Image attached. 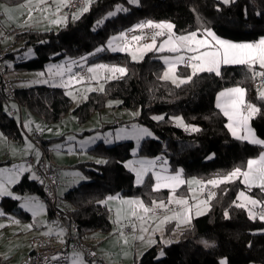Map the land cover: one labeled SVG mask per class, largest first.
Returning a JSON list of instances; mask_svg holds the SVG:
<instances>
[{
  "label": "trees",
  "instance_id": "trees-1",
  "mask_svg": "<svg viewBox=\"0 0 264 264\" xmlns=\"http://www.w3.org/2000/svg\"><path fill=\"white\" fill-rule=\"evenodd\" d=\"M25 1L0 0V3L16 6ZM117 5H123L125 10L99 25L98 22ZM81 10L83 12L76 19L71 20V15L67 17V22L57 31L11 30L14 42H20L22 49L32 46L35 55L30 59L16 60L14 52L7 48L1 60L4 72L37 71L49 61L69 57L83 58L86 63L123 65L125 74L106 81L102 91L91 92L86 101L72 110V102L62 88H13L12 96L0 92V133L3 137L22 141V124L14 117L18 111L14 109L9 114L3 109L1 100H14L19 107L20 118L21 109H28L47 122H57L71 110L78 123L86 122L94 112L103 109L107 100H116L118 107L138 110L136 120L155 135V138L142 141L138 153L163 155L170 169H180L182 177H196L206 183L236 168L242 170L248 160L264 150L262 145L233 137L227 127V118L215 105L221 90L244 88L246 102L259 109L251 118V126L256 136L264 140V99L252 90L257 77L254 73H258L260 68L253 66L250 70L248 65L222 66L219 76L214 72L190 76L187 66H179L177 73L191 79L174 85L161 78L165 66L154 58L155 54L148 53L134 62L128 60L127 54L109 53L103 48L110 33L140 28L137 26L147 21H170L178 35L211 30L226 40L253 42L264 36V0H234L229 3L218 0H140L138 6L129 5L127 0H93L89 4L85 2ZM3 61L11 62V67L3 65ZM157 114L163 118L156 121L153 116ZM175 115H180L187 126L198 130L174 126L172 116ZM53 140L41 141L46 155ZM133 146L131 141L111 146L99 142L88 149L103 162H87V166L93 167L84 168L90 181L81 182L62 196L71 208L61 210L69 220L76 222L77 235L81 240L95 233L103 236L111 233L110 212L101 203L105 197H137L145 203L167 197L168 190L152 189L150 175L143 183L134 184L133 174L124 165L132 156ZM4 163L9 161H0V166ZM185 189L181 186L176 191L180 193ZM241 189L247 187L239 179L218 184L208 193L211 196L207 211L193 217L187 225L178 227V240L150 247L135 264H219L222 259L227 264H264V221L249 217L243 207L235 204L237 192ZM11 190L43 198V186L38 177L30 178L28 172L20 176ZM249 192L264 196L260 188ZM0 208L4 214L14 213L24 219L29 218L28 213H22L23 210L18 208V200L10 197L0 199ZM46 208L50 216L47 205ZM174 228L173 222L168 223L166 232L170 234ZM201 240L210 246L206 247ZM4 262L0 257V264Z\"/></svg>",
  "mask_w": 264,
  "mask_h": 264
},
{
  "label": "rangeland",
  "instance_id": "rangeland-1",
  "mask_svg": "<svg viewBox=\"0 0 264 264\" xmlns=\"http://www.w3.org/2000/svg\"><path fill=\"white\" fill-rule=\"evenodd\" d=\"M60 1L61 0H27L26 3L24 2L16 6H8L0 3V50L7 48L12 50L16 60L30 59L34 57L35 51L32 46H27L22 49V44L20 42H14L13 32L10 31L15 28H32L38 31H57L68 20L66 16L58 13V4ZM91 1L93 0H85L87 4ZM218 1L225 3L224 0ZM232 1L234 0H228L227 3ZM63 2H65V0ZM127 2L129 5L138 6L140 0H127ZM122 10L124 11L125 7H123V5H117L111 12H109L115 14L109 15L108 13L98 22V24L101 25L107 19H110ZM82 12L83 10H80L71 14L70 19H76ZM153 23L172 24L170 21ZM131 28L139 30V33L136 35V37H140L139 40H134L133 38L126 39L125 32L127 29H121L110 33L107 36L103 48L109 53L127 54L128 60L134 62L143 59L148 53L155 54L154 58L161 60L165 66L161 78L174 85H180L182 80H188V77H183L177 73L179 66H187L190 76L193 75V70L190 65L196 63V61H192L189 58L198 55L199 52L211 50L215 45V41L212 37L207 35V31H193L196 33V37H194L189 44L181 46L176 38L187 36L193 32L178 35L174 32V26L171 33H169L167 29L154 27L148 28L151 29L150 32H148L145 27ZM161 31L164 32V35H156V33ZM122 33L123 35H121ZM169 35L172 36L173 43H176L177 47H179V51H169L168 48L170 45L167 44L165 45L164 51L158 50L159 46L168 40ZM153 38H155V47L151 50H145L144 45L153 44ZM261 38H264V36ZM261 38L253 42H231L238 44L256 43ZM198 40H207L208 43L205 45H199L196 43ZM189 48H197L198 51L193 52L190 51ZM134 55L136 57L135 59L133 58ZM180 57H183V62H178V58ZM166 59L169 63L175 64L174 72L169 73L167 79L164 78V74L169 68V64L165 63ZM185 59H189L190 63L186 64ZM3 65H7L10 68L11 62L3 61ZM234 65L241 64H221L220 68L222 66ZM255 66L260 68L258 63ZM89 68L92 69L91 72L88 70ZM112 68L126 69L123 65H113L104 62L86 63L83 58L64 57L57 61L47 62L41 70L37 71L15 72L9 70L5 73V77L11 81L10 83L15 89L31 86L62 88L65 95L72 102V110L75 106L86 101L91 92L102 91L103 85L106 81L117 79L125 74L110 71ZM79 71L83 72V74H79ZM226 89L229 88H225L217 94L216 104L217 97ZM261 91H264V85L257 92V96H259ZM244 99L246 102V95ZM1 103L3 109L9 114L11 113L10 111L13 112L14 109L19 112V107L14 100H1ZM71 110L65 115L66 117H64V119H60L57 122H47L33 111L21 109V112L25 116L24 120L20 119L19 114L14 117L22 124V141L18 142L6 139L0 133V161H9V163H4L0 166V186H3L6 192L11 193V195H0V199L3 197H10L13 200H18V208L23 210L22 213L29 211L31 214V219H24L14 213L4 214L0 208V213H3V215H0V257L5 261L4 264H15L21 261L22 257L29 251L30 237L34 235L54 234L56 230L60 232L55 221H53L45 212V202L43 199L33 197L28 193L19 194L11 190V187L18 182L23 173L28 172L30 178L36 177L25 164L26 158L30 155L33 154L39 156L41 154V148L30 138V134L33 132H39L42 140L55 139L49 145L47 157L49 162L58 170V196L60 198V207L62 210L70 209L69 203L62 199L64 193L81 182L90 181L84 168L91 169L93 167L87 166L86 163H98V161H102L100 157H97L88 151L89 148H92L99 142H102L106 146L128 141L133 143L134 146L131 150L132 156L124 162V165L126 169L133 174L135 185L143 183L147 175H150L153 182L152 189H154L157 183V174L161 176H174L179 174L180 179L183 181V183H180L175 187L174 191L171 187H160L157 191L168 190L167 197L162 200L145 203L141 199L134 197L136 200H140L145 207L151 209V211L147 213H145L143 208L138 204L130 203V201H134L133 197L110 195L116 197L113 200H107L109 196L105 197L102 201H107V203L103 204L110 212L112 222L111 233L106 236L95 233L92 237L82 240L85 245L91 246L95 249L101 262H89L84 258L80 251L71 250L69 253V264H72V261L77 259L74 255L76 253L80 254L79 259H81L84 264H135L136 260L142 256V253L152 245H166L171 241L178 240V227L185 225L186 221H189L192 215H197L198 212L203 214L207 211L211 194L205 192V187L210 186L215 188L222 182L213 185L208 182L204 183L196 177H182L180 169H170L169 162L163 155L158 154L152 156L139 154L138 151L142 141L147 138H155V135L151 130L136 120L139 116L138 110L121 108L118 107V101L107 100L105 107L98 112H94L84 123H78ZM244 114L247 115V113ZM254 115L255 114L250 117L248 126L255 134L251 126V118ZM154 117L163 118V115L157 114L154 115L153 118ZM177 118L180 119L177 120ZM155 120L158 121L160 119ZM172 120L173 125L176 127L182 129L193 128L192 126H187L180 115L172 116ZM142 128H146L152 133V135H140L139 129ZM231 133L233 135L232 131ZM138 135L139 139L136 138ZM245 135H247L246 130L237 126L236 135H233V137L237 138ZM256 138L258 137L256 136ZM238 139L249 142V140L246 139ZM262 153H264V150L250 160H259ZM141 161L144 162L143 167L147 168V171L142 175V182L138 184L136 172L141 170ZM149 161H153L154 163L149 165ZM244 171H247V164L241 170V172ZM223 177L224 176L214 177L211 180L219 181ZM235 179H239V181L247 187V189H241L237 192L235 204L244 205L243 208L246 210L249 217L261 220V206L264 208V196L258 197L249 192L250 189L253 188H260V190L264 192V189H261V187L258 186L260 181L257 180L255 183L249 185L244 183V178L241 175L224 182H231ZM181 186H185L186 189L184 191L186 192L178 193L176 191ZM241 192L244 193V196H240ZM247 198L257 200L260 203L253 206L250 203V199ZM178 199L186 200L187 203H189L186 207H189L190 205L191 207L186 208L185 205L177 204L175 201ZM170 200L171 202H169ZM161 201L165 204V207L163 208L158 207ZM189 209L190 212L187 211ZM155 210L159 212L157 214H152ZM250 212L252 213L251 216ZM133 213H135V215H133ZM141 217H143V219H141ZM165 217H169L170 219L165 221ZM161 221L164 222L161 223ZM170 222H176L175 228L170 233L172 237L171 240L168 239V235L166 234V226ZM126 228L130 230V234L128 235L122 233V230ZM143 229H146V231ZM156 235L159 236V242L155 239ZM139 237H143V239H140ZM151 241H154V243ZM203 242L204 240H201V243ZM221 261H224L225 264H227L224 259Z\"/></svg>",
  "mask_w": 264,
  "mask_h": 264
},
{
  "label": "snow or ice",
  "instance_id": "snow-or-ice-1",
  "mask_svg": "<svg viewBox=\"0 0 264 264\" xmlns=\"http://www.w3.org/2000/svg\"><path fill=\"white\" fill-rule=\"evenodd\" d=\"M225 3L228 2V0H224ZM84 11H87L85 8ZM115 13H109V15H114ZM154 27L159 29H167L169 33H171V30L173 29V25L170 23H160V24H154L152 21L146 22V24L142 23L138 25L137 27L143 28V27ZM207 35L212 37V39L215 41V45L211 48V50L199 52L198 55H194L190 57L189 59L192 61H196V63L191 64L193 70V75H195L197 72H215L216 75H220V66L221 64H241V65H248L250 70L253 66H255L257 63L259 64L260 68H264V38H261L256 43H233L231 41L223 40L215 35L211 30H206ZM123 35V33L121 34ZM156 35H164V32H158ZM194 37H196V33H190L187 36H180L177 37L176 40L179 43V45L184 46L189 44ZM134 40H139L140 37H133ZM199 45H205L208 43L207 40H198L196 41ZM170 45L168 48L169 51L176 52L179 51V47H177L176 43H173L172 36L169 35L168 40H166L163 44L159 46V51H164L165 45ZM153 47H155V38H153V44L144 45L145 50H151ZM190 51L196 52L198 51L197 48H189ZM99 51V49H98ZM135 59V55L133 56ZM178 62H183V57L178 58ZM165 63L169 64L168 71L165 72L164 78H168L169 73L174 72L175 70V64L169 63V61L166 59ZM104 67V66H99ZM90 72L92 71L91 68L88 69ZM110 71L113 72H119L121 74H124L126 72V69L124 68H112ZM255 75H259L261 77H264V72H258L254 73ZM190 80L191 77H188ZM175 82V81H174ZM186 81H181V83ZM245 92L246 90L242 87H235V88H229L225 91L221 92L219 96L217 97V107L220 108L223 111V114L228 118L229 124L227 127L233 132V135H236V127H242L246 130L247 135L243 137H237L241 139L249 140L250 143L262 145L264 146V140L256 138L255 134L249 128L248 121L250 117L259 111L258 108L255 107V105L251 103L245 102ZM259 98L264 99V91H261L259 93ZM247 113L245 115L244 113ZM154 119H162V117H154ZM180 118H177L179 120ZM195 127L192 128V131H197ZM140 135L145 136H151L152 133L149 132L146 128L139 129ZM139 139V135L136 137ZM103 161H98V163H101ZM141 170L136 172L137 175V183H141L142 175L147 171V168L143 167L144 162L141 161ZM153 161H149L148 164H153ZM136 171L135 169H133ZM243 176L244 183L246 184H252L255 183L257 180L260 181L259 187L261 189H264V153L261 154L259 160H248L247 162V171L241 172L240 168H236L233 172L228 173L226 176H224L221 180H210L208 183L216 185L220 182L228 181L233 178H236L238 176ZM156 185L154 187V190H159L160 187H171L173 191L175 190V187L183 183V181L180 179L179 174L174 176H161L159 174L156 175ZM0 195H11V193L6 192V190L3 188V186H0ZM240 196H244V193L241 192ZM116 197L109 196L107 200H113ZM250 199V198H247ZM171 202V200L169 201ZM177 204L186 205L187 201L183 199H178L175 201ZM101 203H107V201H102ZM130 203L138 204L141 208H143V211L145 213L151 211L148 207H145L142 202L140 201H130ZM155 203V202H154ZM250 203L255 206L256 204L260 203L257 200L250 199ZM238 207H243L244 205H237ZM158 207L163 208L165 207V204L163 201H161L158 205ZM190 212V209L187 210ZM200 213L198 212L197 215ZM0 215H3V213H0ZM135 215V213H133ZM179 215V214H178ZM228 213L225 212V216L227 217ZM252 213L250 212V216ZM143 219V217H141ZM170 219L169 217H165L164 220L167 221ZM260 219L264 220V212L261 213ZM186 220H187V214H186ZM164 221H161L163 223ZM146 231V229H143ZM140 239H143V237H139ZM154 243V241H151ZM206 247H209L210 245L204 241L203 242ZM77 259H74L72 261V264H84V262L79 259L78 253L74 254ZM163 255V253H161ZM53 259H57V257H53ZM220 264H225L224 261H221Z\"/></svg>",
  "mask_w": 264,
  "mask_h": 264
},
{
  "label": "built area",
  "instance_id": "built-area-1",
  "mask_svg": "<svg viewBox=\"0 0 264 264\" xmlns=\"http://www.w3.org/2000/svg\"><path fill=\"white\" fill-rule=\"evenodd\" d=\"M85 7L84 0H67L65 5L61 8L60 14L69 17L71 14L83 9ZM136 29H128L125 32V38L131 39L138 34ZM6 49L0 50V92L6 96H12L13 87L10 81L5 77V72L2 67V57ZM259 72H264L261 68ZM79 74L83 72L79 71ZM264 85V77L257 75L252 83V90L258 92ZM249 103V102H246ZM246 113V112H245ZM33 142L41 148L39 156L30 155L26 158V166L38 177L43 186V200L49 208L50 217L55 221L58 228L62 231L60 238L54 236H37L29 240L30 251L19 264H68L69 253L71 250L80 251L84 258L89 262L97 263L100 261L95 249L87 246L78 237V226L75 221L69 220L60 207V198L58 196V170L53 166L41 147L42 138L39 132L30 134ZM213 188L205 187V192L211 193ZM264 212V208L261 209ZM159 211H155L157 214ZM123 234H130L129 229H123ZM57 257V259H53Z\"/></svg>",
  "mask_w": 264,
  "mask_h": 264
},
{
  "label": "crops",
  "instance_id": "crops-1",
  "mask_svg": "<svg viewBox=\"0 0 264 264\" xmlns=\"http://www.w3.org/2000/svg\"><path fill=\"white\" fill-rule=\"evenodd\" d=\"M64 0H61L60 2H59V9L61 8L60 6H62L65 2H66V0H65V2H63ZM25 3H26V1H25ZM58 9V10H59ZM148 22V21H147ZM144 24H146V22L144 23ZM145 28H146V30L148 31V32H150V30L151 29H148V28H150V27H146L145 26ZM32 29V28H31ZM185 63L186 64H189L190 63V60L189 59H185ZM215 105L217 106V104H216V99H215ZM218 108V107H217ZM219 109V108H218ZM222 112V111H221ZM18 113V112H17ZM17 113H16V115H17ZM19 114V113H18ZM24 114L21 112V118L20 119H23L24 120ZM64 117H66V116H64ZM64 117H62L61 119H64ZM227 124H228V120H227ZM229 129V128H228ZM229 131H230V133H231V130L229 129ZM231 135H232V133H231ZM233 136V135H232ZM207 187V186H206ZM184 192H186V191H184V190H182V191H180V193H184ZM41 199V198H40ZM133 199H134V201H140V200H136V198H134L133 197ZM44 201V200H43ZM189 203H187L186 205H185V207L188 205ZM191 207V205L189 206V207H186V208H190ZM262 208H263V206H261ZM71 208V207H70ZM261 208V209H262ZM156 211V210H155ZM155 211H153L152 212V214H154V212ZM45 212L47 213V208H46V204H45ZM26 213H28L29 214V219H31V214H30V212L28 211V212H26ZM43 213V212H42ZM48 214V213H47ZM201 215V214H200ZM43 216V215H42ZM196 216H198V215H192V217L190 218V220L188 221H186V223H185V225H187L190 221H191V219L193 218V217H196ZM176 218V217H175ZM171 223V222H170ZM174 224H176V222H173ZM183 226V225H182ZM166 234L168 235V239L169 240H171L172 239V237H171V235L170 234H168L167 232H166ZM46 235H49V236H54V237H58V238H60L61 236H62V231L60 230V232L58 231V230H56L55 231V233L54 234H45V235H38V236H46ZM32 237H37V235H34V236H32ZM32 237H30L29 238V240L32 238ZM92 237V236H91ZM155 239L157 240V242H159V236L158 235H156L155 236ZM153 240V239H152ZM152 246H154V245H152ZM151 246V247H152ZM29 251H30V248H29ZM29 251L22 257V259H21V261L20 262H18V263H15V264H19V263H21L22 261H23V259H24V257L29 253ZM145 252V251H144ZM143 252V253H144ZM142 253V254H143ZM69 260H70V255H69ZM101 262V261H100ZM68 264H69V261H68Z\"/></svg>",
  "mask_w": 264,
  "mask_h": 264
}]
</instances>
